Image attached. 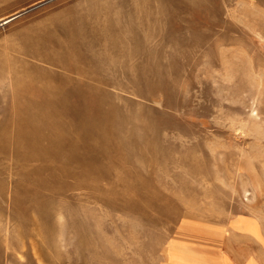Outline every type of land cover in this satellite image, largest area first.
Instances as JSON below:
<instances>
[{
	"label": "rangeland",
	"instance_id": "1",
	"mask_svg": "<svg viewBox=\"0 0 264 264\" xmlns=\"http://www.w3.org/2000/svg\"><path fill=\"white\" fill-rule=\"evenodd\" d=\"M258 221L264 0H0V264H226L207 227Z\"/></svg>",
	"mask_w": 264,
	"mask_h": 264
},
{
	"label": "crops",
	"instance_id": "2",
	"mask_svg": "<svg viewBox=\"0 0 264 264\" xmlns=\"http://www.w3.org/2000/svg\"><path fill=\"white\" fill-rule=\"evenodd\" d=\"M258 224L262 235H264L261 222L258 221ZM225 225L224 232H220L218 227H214L217 225L208 226L207 237L201 241L206 245V249H201L206 250L208 254L219 255L226 264H264V248H262L260 241L250 232L238 229V227L230 225L229 222ZM220 233V236H215V234ZM176 241L191 242L193 240L176 238ZM196 242L198 241L196 240ZM174 245L178 247V243H174Z\"/></svg>",
	"mask_w": 264,
	"mask_h": 264
}]
</instances>
